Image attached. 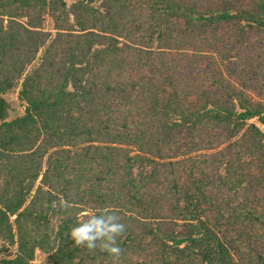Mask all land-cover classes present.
<instances>
[{
	"label": "trees",
	"instance_id": "obj_1",
	"mask_svg": "<svg viewBox=\"0 0 264 264\" xmlns=\"http://www.w3.org/2000/svg\"><path fill=\"white\" fill-rule=\"evenodd\" d=\"M15 87L0 264H264V0H0ZM105 209L119 258L69 235Z\"/></svg>",
	"mask_w": 264,
	"mask_h": 264
},
{
	"label": "clouds",
	"instance_id": "obj_2",
	"mask_svg": "<svg viewBox=\"0 0 264 264\" xmlns=\"http://www.w3.org/2000/svg\"><path fill=\"white\" fill-rule=\"evenodd\" d=\"M67 202L61 207L66 208ZM126 231V225L121 222V217L110 209L88 216L82 222L73 226L70 237L74 246L83 247L89 251L106 252L113 258H119L122 249L117 239L122 237Z\"/></svg>",
	"mask_w": 264,
	"mask_h": 264
},
{
	"label": "rangeland",
	"instance_id": "obj_3",
	"mask_svg": "<svg viewBox=\"0 0 264 264\" xmlns=\"http://www.w3.org/2000/svg\"><path fill=\"white\" fill-rule=\"evenodd\" d=\"M46 26H49L46 24ZM17 89L18 87H15L14 89L8 90L7 92H2L0 94H3L6 97V100L11 102V110L10 113L12 116H15L17 114H20L23 112L24 105L17 97ZM249 92V90H248ZM264 100V99H263ZM14 107V109H13ZM11 116V117H12ZM248 121L255 122L263 131H264V123H262L257 116H253L248 119ZM13 217V216H12ZM53 219H55V214H52ZM3 242L1 241L0 246ZM6 248L0 252V256H9L13 255L15 252L16 244L15 245H9L7 243ZM37 260L40 261L41 264H45V254L40 252L39 250L36 251L34 263L36 264Z\"/></svg>",
	"mask_w": 264,
	"mask_h": 264
},
{
	"label": "water",
	"instance_id": "obj_4",
	"mask_svg": "<svg viewBox=\"0 0 264 264\" xmlns=\"http://www.w3.org/2000/svg\"><path fill=\"white\" fill-rule=\"evenodd\" d=\"M11 108H12L11 102L7 101L6 97L3 94H0V121L8 120L11 118L12 115L9 114ZM36 264H41V263L39 260H37Z\"/></svg>",
	"mask_w": 264,
	"mask_h": 264
}]
</instances>
